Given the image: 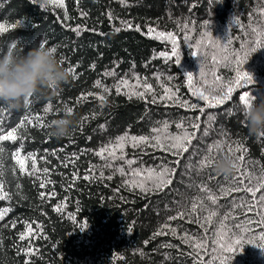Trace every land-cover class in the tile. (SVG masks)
Masks as SVG:
<instances>
[{
	"label": "trees",
	"instance_id": "1",
	"mask_svg": "<svg viewBox=\"0 0 264 264\" xmlns=\"http://www.w3.org/2000/svg\"><path fill=\"white\" fill-rule=\"evenodd\" d=\"M233 18L239 23H231ZM205 21H211L213 39L220 40V47L207 43L203 36ZM19 23L20 26L12 27ZM0 25L7 28L0 31V56L10 53L13 43L18 48L12 52L21 54L46 40L48 47L57 48L66 67L76 68L78 76L46 97L37 96L30 110L22 107L11 116L0 112L4 120L0 134H4L25 117L34 121L36 115L43 116L49 104L51 112L46 123L64 116L68 108L74 109L70 134L62 139L50 137L48 128L25 122L17 129V141L0 142L4 147L0 153V180L12 197L0 201V209H10L0 220V264H24L29 257L23 250L29 247L38 249L31 256L32 264H198L197 256L189 255L198 237L219 241L217 232L227 238L236 231V224L259 219L254 213L245 218L242 209L231 208L234 199L242 195L250 198V194L232 193L218 199L214 206L207 200L208 193L201 191L202 186H207L221 196L220 189L231 184L226 178L238 175L236 168L230 175L217 174L213 166L198 174L186 165L191 162L199 169L205 156L216 160L229 155L236 161L240 153L231 152L230 148L235 149L240 141L246 148L244 172L251 173L253 185L262 175L264 136H251L248 132L239 100L241 89L235 88L223 104H211L227 93L236 77L232 54L242 55V45L264 39V0H63V6L52 4L51 0H0ZM77 28L79 33L74 31ZM160 33L165 34L164 38H160ZM167 33H172L181 45L178 65L160 55L171 53L172 40L167 39ZM197 41H202L199 49ZM192 51H199L202 58L192 56ZM244 68L253 79L244 90L259 98L264 94V48L254 52ZM112 72L115 74H106ZM185 72L193 73L191 85L183 76ZM122 79L128 83L119 85L121 91L117 92ZM97 81L109 91L96 87ZM145 81L153 86L157 97L164 95L165 89L175 90L179 99L197 103L198 108L205 109L204 113L189 111L174 101L157 99L152 103V93L144 99L131 95L133 91H144ZM193 90L202 91L211 103L193 96ZM101 94L104 101L98 99ZM82 96L85 98L80 99ZM196 117L200 119L197 121ZM165 122L169 134H181L183 129H177L176 124L182 122L185 128L198 122L202 125L200 135L204 131L209 134L196 139L192 151L182 158L150 146L133 148L130 141L116 154L123 152L125 160H135L131 166L115 159L107 161L112 164L108 168L107 152L104 157L96 155L102 148L114 146L117 137L125 133L149 136L154 127H163ZM213 145L219 147L209 153L208 148ZM17 149L21 159L29 154L35 158L39 169L35 175L20 173L13 157ZM176 159H181L179 171L164 192L141 193L132 184L143 182L152 189L154 181L149 179L147 170H159L161 164L176 167ZM31 163L26 159L29 171ZM120 167L124 174L116 170ZM44 168L50 170L47 176ZM133 169L141 170V175L133 176ZM86 175L90 177L87 180ZM49 180L51 183L40 188L42 182ZM41 191L54 195L42 200ZM193 200L203 201L207 209L198 208L194 215L203 218L212 211L217 213L211 224L201 227L189 223V218L168 220L190 208ZM57 207L61 211H56ZM225 213L236 218H229L222 228ZM84 223L87 227L81 230ZM166 223L176 230L175 234L165 229V234L156 235ZM249 227L255 228V224ZM21 234L26 235L23 241L19 239ZM185 236L192 239H181ZM168 244L172 247H164ZM222 255L218 244H209L206 252L200 251L199 259L206 256L204 264H209ZM166 256L171 258L166 260ZM215 264H219V259ZM229 264H264V250L245 244Z\"/></svg>",
	"mask_w": 264,
	"mask_h": 264
},
{
	"label": "snow or ice",
	"instance_id": "2",
	"mask_svg": "<svg viewBox=\"0 0 264 264\" xmlns=\"http://www.w3.org/2000/svg\"><path fill=\"white\" fill-rule=\"evenodd\" d=\"M218 2V0H209V3ZM51 3L57 6H63V0H51ZM43 6V5H42ZM111 19V17H109ZM21 23V22H20ZM20 23L18 25H13L12 27H18L20 26ZM211 21H205L204 22V33L203 36L207 38V43L212 47H220V40L219 39H213V35L211 32V29L209 27ZM231 23L238 24L239 20L233 18ZM131 26V25H129ZM0 31H7V28L3 25H0ZM77 33H79L80 29H74ZM117 31H120V29H117ZM151 31V30H150ZM255 31V29L253 30ZM164 33H160V38H164ZM264 35V34H262ZM167 39L172 40V48L170 55H166L165 53H160L161 56H164L170 63L178 65L182 58V50L181 45L173 39L172 33H167ZM47 41L45 40L42 42V45L47 46ZM202 41H197V49L201 46ZM230 44L231 41H228ZM18 44L13 43L9 49V52L11 53L13 49H17ZM54 51L57 52V48L55 46L51 47ZM224 48H227V45H224ZM241 48L243 49V53H233L232 54V61L235 63L234 71L236 72V77L234 81L230 82V85L227 89V93L219 98L215 99V103L211 104L212 107H215L216 105L223 104L225 100H228L231 96V93L234 91L235 88L241 89L242 94L239 95V100L242 103V105H245L248 102V99L251 95L250 91L244 90L247 88V85H251L253 83V79L251 74L245 70L244 65L247 62V60L250 58V56L256 52L258 49L264 48V39L256 40L251 43H248L246 45H242ZM19 54V53H17ZM191 55L194 57H201V54L199 51H192ZM227 59V58H226ZM213 60L215 61V57H213ZM63 63V59L61 60ZM70 71L72 72V78L75 80L78 78L76 74V68L75 67H69ZM203 71L201 67V72ZM107 75H114L115 73H106ZM183 76L187 77L188 84L191 85L193 82V73L192 72H185ZM171 79V77H169ZM137 81H139V77L136 78ZM217 80L220 79L219 76L216 77ZM128 81L126 79H122L119 81L117 85V92L121 91V88L119 85H127ZM96 87H102L103 92H108L109 89L106 86H102L100 81L96 82ZM139 85H137L138 87ZM143 89L144 91H133L131 95H134L140 99H144L148 93H152V103H156L157 99L160 102H164L165 100L168 101H174L177 105L187 108L189 111L197 110L200 113H204V108H198L197 103H189L187 100L179 99L178 94L175 90L172 89H165L164 95H160L157 97V94L153 92V86L151 84H148L146 81L143 83ZM193 96H199L202 100L206 102L209 101V97L204 95L202 91L193 90L192 91ZM37 96L31 95L30 97L26 98L24 101V109L30 110L31 106L37 99ZM85 97H81L80 99H84ZM131 98V97H130ZM98 99L100 101L105 100V96L101 94ZM211 103V102H210ZM102 106V105H101ZM67 111L69 113H73V108H68ZM0 112L7 113L9 116L14 115L16 113V109H9L8 107L4 106L3 104H0ZM51 112V105L49 104L44 109V115H36L35 120L28 119L25 117V120L20 121V123L16 127H12L9 131H7L4 134H0V142L4 141H17L19 137L16 135L17 129L20 127H23L25 122L29 124H33V126L41 127L42 129L48 128V123L45 122L46 116ZM87 119V118H85ZM200 117H196V120L198 121ZM209 119H214L213 117H209ZM4 120L3 116L0 115V125H3ZM104 126H101L103 128ZM202 125L198 122H193L189 125L188 128L184 127L183 122L180 124H176L177 129H183V132L181 134H169L168 128L169 125L167 122L163 124V127H154L151 132L152 135L149 136H131L128 133H125L124 135L117 137V142L114 146L110 148H102L100 151L96 153V155L104 157L105 152H107V157L105 167L111 168L112 164L107 162L108 160H124L125 163H127L129 166L136 163L135 160H125L123 152L119 156H117V149H121L122 146L129 141L131 142V146L133 148H139L141 146H150L152 148H159L162 151L171 152L174 157L182 158L184 155L192 151V144L196 139H203L206 137L209 133L208 131H204L203 135H200V129ZM191 129V130H189ZM3 128L0 127V132H3ZM51 137V134H50ZM213 147H219V145H213L209 146L208 152L211 153ZM231 152L240 153L238 155L237 160L235 161V168L237 170L238 175L235 177H227L226 179L231 182L229 187L221 188L220 193L221 196H217L215 193L211 191L207 186H202L201 191L207 192V200L211 202L212 205L216 206L218 199L224 198V197H230L232 193H244V194H250V198L248 195H242L238 197L239 203L237 202V199H234L231 204V208L233 211L237 209H242L241 215L245 218H247L249 213H254L256 216L259 217L258 220H251L247 219L246 224H236L234 227L236 231H233L228 234L227 238H225L223 235L220 234V232H217L215 235H218L220 237L219 241H206L204 239V236H200L197 238L198 242L193 245V251L192 253H189L190 256L195 255L198 258V264H204V259H207L205 256L203 259H199V253L200 251H207V246L209 244H218L219 250L222 254L220 257H214L212 261H209V264H215V260L219 259V264H229V262L233 259V255L235 253H238L242 251L243 246L245 244H251L254 246L259 247L260 249L264 250V169H262V175L257 178L256 184H252V175L251 173H245L244 169L242 167L243 162L245 160V157L243 155V152L246 151V148H244L241 145L240 141H237V147L235 149H231ZM4 152V147L0 146V153ZM55 155V153H53ZM14 159H16L17 164L19 165V171L21 174H27L29 176L35 175L36 172L39 171L36 167V160L32 156V154H29V156L25 159H21L19 156V149H17V153L13 154ZM78 158V157H77ZM26 159H30L32 161L31 163V171H29L26 166ZM191 158H189L190 161ZM71 162V161H70ZM215 160L209 159L207 156L203 160L200 161L199 169L194 168L193 164L191 162L187 163L186 167L187 169L196 170L197 173L210 168L213 166ZM176 167H169L167 164H161L158 166L157 170L156 168L148 169L147 174L150 180L154 181L153 188L148 189L145 187V184L143 182L136 183L135 181L132 182V184L141 190V193L143 192H149V191H155V192H164L165 190L169 189L170 186L173 184L175 180L176 173L179 171V164L181 163V159H176L175 161ZM65 167H67V164H65ZM117 171L124 174V168L120 167L116 169ZM48 168L43 169V173L45 176L49 173ZM3 175V172L0 171V176ZM101 177H103V172L100 173ZM133 176H140L141 170L139 169H133L132 172ZM78 178V177H77ZM89 176H84V179H89ZM109 180L112 179L111 176L107 177ZM46 183H51V181L42 182L39 186L40 188H45ZM128 181H125V184H128ZM4 184L5 182L3 180H0V201H3L5 199H12V197L9 195L7 191L4 190ZM20 185H17V188L19 189ZM191 187V185H189ZM54 195V193H45L41 191L39 193L40 198L43 200L46 196ZM198 208L200 210H207L205 208V204L203 201H197L193 200L191 203L190 208H187L185 211H181L177 214V216H170L168 218L169 221H174L176 219H184L189 218V223H197L200 224L201 227L204 226V224H211L213 217L217 215L215 211H212L209 213L208 216H205L201 218L198 215H194L197 213ZM8 208L0 209V220L4 219L5 214L9 211ZM56 211H61L59 207L55 209ZM229 218L235 219L236 217L231 216L230 213H225L223 220L221 221V226L223 228V225L225 221H227ZM255 224V228L249 227L250 225ZM87 227V224L84 223L80 226L81 230H84ZM165 229L175 234V229L169 227L168 223H166L159 232L156 233V235H163L165 234ZM259 230V235H256V231ZM129 231H131V228H129ZM210 231V229H209ZM29 234H31V229ZM207 233H205L206 236ZM19 239L21 241L26 239L25 234H21L19 236ZM181 239H192V237L185 236ZM147 243V241H146ZM164 247L171 248L172 245H164ZM216 248H213V251H216ZM18 249V253H19ZM38 249L29 247L27 249H24L23 252L26 256L29 257V259H26L24 261V264H32L31 256L36 254ZM170 256H166L165 259H170Z\"/></svg>",
	"mask_w": 264,
	"mask_h": 264
},
{
	"label": "clouds",
	"instance_id": "3",
	"mask_svg": "<svg viewBox=\"0 0 264 264\" xmlns=\"http://www.w3.org/2000/svg\"><path fill=\"white\" fill-rule=\"evenodd\" d=\"M72 72L51 47L37 44L27 51L0 56V104L9 109L24 107L31 95L46 97L69 82ZM243 119L251 136H264V94L250 95L242 105ZM73 113L52 119L48 129L52 137L62 139L70 134ZM213 168L217 174L230 175L235 171V160L229 155L219 156Z\"/></svg>",
	"mask_w": 264,
	"mask_h": 264
}]
</instances>
